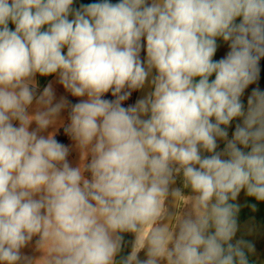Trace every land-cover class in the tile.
I'll list each match as a JSON object with an SVG mask.
<instances>
[{
  "label": "clouds",
  "instance_id": "clouds-1",
  "mask_svg": "<svg viewBox=\"0 0 264 264\" xmlns=\"http://www.w3.org/2000/svg\"><path fill=\"white\" fill-rule=\"evenodd\" d=\"M74 3L0 0V264H250L255 246L232 241L242 190L264 202V91L241 100L260 76L264 0ZM217 38L230 51L215 61ZM37 74L86 99L53 105ZM69 107L76 167L41 134ZM33 237L41 255L23 256Z\"/></svg>",
  "mask_w": 264,
  "mask_h": 264
},
{
  "label": "rangeland",
  "instance_id": "rangeland-1",
  "mask_svg": "<svg viewBox=\"0 0 264 264\" xmlns=\"http://www.w3.org/2000/svg\"><path fill=\"white\" fill-rule=\"evenodd\" d=\"M78 2H87L88 0H75ZM99 1V0H96ZM110 2L112 3H118L119 0H110ZM149 3H151V0L149 1ZM71 18V17H70ZM240 20L239 18L237 19V23H239ZM9 27L14 30L15 26L11 23H9ZM217 51L213 57V60L218 61L221 58H224L226 56V54L230 51V47H229V43L223 41L222 38H217ZM146 50V49H145ZM66 53V49L64 50ZM260 76L259 79L256 83L249 85V87L245 90L243 96L241 97L242 103L245 106V110L247 109V98L248 96L251 94L252 90L254 88L259 87L261 91H264V58H261L260 61ZM215 78V74H213L212 77H210V81L213 80ZM55 79L57 81V78L55 75H50L47 77H42L39 76V74H37L35 80H36V86H37V95L41 94L43 92V89L49 84L51 83L53 86V90H54V100H53V105H55L56 103H58L57 101V96L58 99H61L62 97L67 99L71 104H75L80 102L83 99H86V97H82V98H78V97H74L72 96L69 92H67L62 85H60L58 82H55ZM198 79V78H197ZM60 86L61 89H59L58 93H57V89L58 86ZM57 93V96H56ZM109 100V99H108ZM127 100L122 102V106H124V104L127 106ZM129 103V102H128ZM125 107V106H124ZM31 110L35 111V107L34 104L32 107L29 108V114H31ZM69 112H70V107L66 108L64 110H62V112L60 113V118H64L63 119V125H67L68 123H70L68 117H69ZM61 120V119H60ZM14 124L16 126H18V122H14ZM35 124V123H34ZM237 124H242V119L237 118L234 119L231 124L228 126L227 131H228V138L231 139L232 135L235 131V127ZM34 130V129H32ZM50 132H55V138L63 143L64 145H66L67 147H69V155L67 157L68 162L70 163V165L72 167H76L79 164L80 161V152L79 150L75 147L74 142L71 140V138L69 136H67L64 131H63V127L60 126V124H57L54 127H50L47 131H45L44 133H42V135H48V133ZM218 147H217V151L221 152L223 151V149L225 148V141L223 140H219L217 141ZM250 149H245V151H249ZM202 155L207 156L210 155L209 153H202ZM90 159V158H89ZM86 177L90 178V174L86 173L85 174ZM178 181H179V186L180 188L183 187L182 185V178L181 177H177ZM185 194H188V190H184ZM237 203H239L240 205V211L238 213V217H237V222H238V227L239 228H243L245 226V224H248V227H254L255 229L259 230L260 232H262L264 234V202H259L256 201L254 197H247L244 193V191L242 190L241 194L238 196L237 198ZM251 205H255L256 206V210L253 211ZM263 219V220H262ZM259 220H261V222H259ZM251 240H255V237L252 235V237H250ZM134 240V237H133ZM32 249V244L30 243L29 245H27L25 248H23L21 250V254L23 256H28L30 251ZM41 254V253H40Z\"/></svg>",
  "mask_w": 264,
  "mask_h": 264
},
{
  "label": "crops",
  "instance_id": "crops-1",
  "mask_svg": "<svg viewBox=\"0 0 264 264\" xmlns=\"http://www.w3.org/2000/svg\"><path fill=\"white\" fill-rule=\"evenodd\" d=\"M145 52H146V50L144 51L143 61L145 59ZM140 56L142 57V53H140ZM55 82L57 83L56 79H55ZM57 86H58V84H57ZM59 89H61L60 86H58L57 93H58ZM57 93H56V96H57ZM138 93H139V89L133 90L131 93V96L127 100L129 102V103L127 102L128 105L126 106L124 104V106L128 107L130 105H134L137 102ZM102 98L109 99V100H115V97L112 96L111 91L106 93L104 95V97H102ZM57 101L58 102L60 101V99H58V96H57ZM34 107H35V103H34ZM34 112L35 111L31 110V114H34ZM60 119L63 121L64 118H60ZM60 126L64 127V125H61V124H60ZM35 127H36V125L33 122V124L30 125V131L32 129H35ZM45 136H47V135H45ZM259 222H261V220H259ZM252 235L255 237V240L250 239V237H252ZM37 239H38V237H33V240L31 242L32 249H31L28 257L36 258V257H39L41 255L40 252L35 250V243H36ZM240 239L251 242L255 246V252L248 254V259H249L250 264H264V234L262 232H260L259 230L255 229L254 227H251V228L248 227V224L246 223L243 228L238 227V231L236 233V236L233 238L232 243L235 244V242L237 240H240Z\"/></svg>",
  "mask_w": 264,
  "mask_h": 264
},
{
  "label": "trees",
  "instance_id": "trees-1",
  "mask_svg": "<svg viewBox=\"0 0 264 264\" xmlns=\"http://www.w3.org/2000/svg\"><path fill=\"white\" fill-rule=\"evenodd\" d=\"M96 2H99V1L88 0L87 2H84V3L75 1V3L73 4V8L79 9L81 5H87V4L96 3ZM144 51H145V49H142V51H141V53H142L141 59L142 60H143V56H144ZM124 240H125V247H124V251L122 252V255H126L131 250V242L133 241V236L131 234H124Z\"/></svg>",
  "mask_w": 264,
  "mask_h": 264
},
{
  "label": "water",
  "instance_id": "water-1",
  "mask_svg": "<svg viewBox=\"0 0 264 264\" xmlns=\"http://www.w3.org/2000/svg\"><path fill=\"white\" fill-rule=\"evenodd\" d=\"M144 61L146 62V52H145V59ZM156 74V70L153 69L152 70V74L148 77V80L146 81L145 83V86L142 88V89H139V93H138V99H140L141 97L147 95L148 92H150L152 90V87H151V79L153 78V76ZM137 99V100H138ZM145 119H147V117H145ZM174 187H180L179 186V181L177 179V182L176 184L174 185ZM142 258L145 257V252L142 251L140 254H139Z\"/></svg>",
  "mask_w": 264,
  "mask_h": 264
}]
</instances>
